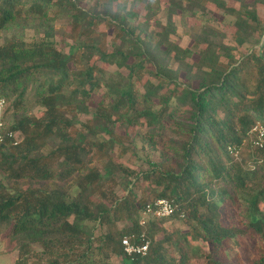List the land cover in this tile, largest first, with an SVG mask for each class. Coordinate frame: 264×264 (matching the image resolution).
Masks as SVG:
<instances>
[{
  "label": "trees",
  "instance_id": "trees-1",
  "mask_svg": "<svg viewBox=\"0 0 264 264\" xmlns=\"http://www.w3.org/2000/svg\"><path fill=\"white\" fill-rule=\"evenodd\" d=\"M116 1H100L99 10L80 0H0V97L13 112L8 129L23 135L0 147V235L22 238L16 264H114V256L120 264H264V147L250 135L264 125V22L226 0H186L234 15L240 46L260 35L258 49L237 57L209 20L192 46L171 40L178 10L193 11L185 0H170L166 22L152 23L155 1L133 26ZM65 18L72 24L63 37L75 42L67 54L55 26ZM102 24L113 28L112 48ZM100 89L107 102L77 127ZM29 95L40 115L27 108ZM169 124L178 137L147 169L115 159L117 146L136 153L135 141L126 144L132 127H146L140 138L157 149L154 136ZM232 146L242 147L239 159ZM160 198L175 212L147 224L148 254L132 260L121 240L144 231L141 213ZM174 220L188 230H169ZM199 241L211 244L209 254Z\"/></svg>",
  "mask_w": 264,
  "mask_h": 264
},
{
  "label": "rangeland",
  "instance_id": "rangeland-1",
  "mask_svg": "<svg viewBox=\"0 0 264 264\" xmlns=\"http://www.w3.org/2000/svg\"><path fill=\"white\" fill-rule=\"evenodd\" d=\"M103 1V0H100ZM99 0H80V5L85 9L90 8H97L101 9V5ZM157 1L159 4V8L155 10L154 15L152 16V23L155 20H161L166 22L167 18V10L170 5V0H117L114 3V7L117 4H122L126 6L128 10L127 16L130 21V25H136L139 21L143 20V16L148 12L151 8V5ZM228 1L229 5L235 7L236 9L248 7L251 9H255L258 13L260 19L264 22V3L260 0H226ZM183 5L186 6L187 9H191L193 11H182L178 10L177 14L174 16V21L176 23V33L171 35L170 38L173 42H176L183 48L190 47L193 45L194 41L205 32L203 27V22L205 20H209L208 23L212 24L213 28L219 29L225 33L224 41L229 44L237 57H240L242 54H246L251 52L253 49H258L261 44V37L258 33H256L248 42L244 45L240 46L237 44L234 35V15L224 13L223 10L218 8L213 3H208L207 7L200 8L197 6H192L188 4V1H184ZM196 13H193V12ZM79 18L76 16V19ZM72 21L68 18L58 20L56 23V28L59 30V35L57 37V45L60 50H62L65 54H67L68 50L70 49L71 45H74V41L68 37H63V30L67 32L71 30ZM64 28V29H63ZM100 33H104L107 38V44L109 48H112V40L114 38V31L113 28L107 27L106 25L102 24L99 28ZM31 32V31H30ZM99 40V37L97 38ZM197 56L195 57V59ZM97 57H94L92 60H96ZM192 61V59H188ZM71 66H75V62H71ZM111 71H116L117 68L115 66L110 67ZM125 75L128 74L126 69L121 70ZM184 79V75L182 74V80ZM33 97L31 95L28 96V106L27 108L32 114H41V108L38 106L33 105ZM102 100L105 99L104 90L100 89L93 94V100L88 102L90 112L89 113H80L78 115V123L77 127H81L87 120L92 118L93 113L96 109V106L101 103ZM8 120L10 123L14 122L13 112L7 114ZM147 131L146 127L135 126L129 130V141L126 144L135 141L136 153H132L133 150L128 151L127 153L122 154L121 148L119 146L116 147L114 151V157L118 162H121L123 165L136 170L140 171L141 169H147L149 167V160L151 161H159L160 160V150L168 144L171 140H176L178 135H176L174 127L171 124L165 129L164 132H160V135L154 136L153 145L157 149H152L147 143L143 142L140 138L141 134H145ZM252 131V130H251ZM119 132L125 134V130L119 127ZM251 140L255 138V134L250 132ZM18 141L20 142L23 139V135L18 133ZM253 143V142H252ZM142 144H145V147L142 148ZM240 147V153L242 147ZM233 156V155H232ZM240 156V155H239ZM94 164H98L95 162ZM118 189V188H117ZM119 195L122 196L126 192L123 189H118ZM140 193V189L138 190ZM96 199V198H95ZM97 200V199H96ZM127 225V223H121L120 227ZM169 230L172 229H180V231H187L188 226L180 220H174L172 222H168L165 225ZM100 233V228L97 229L96 234ZM174 245L175 248L172 249L171 252L176 257H179L178 250H179V243L181 240L180 232H174ZM21 237H12L7 234L0 235V248L2 250L0 255V264H16L18 263L22 255L19 249V242L21 241ZM37 247H34L36 249ZM196 248L199 250L201 249L204 251V254H209L211 251V244L199 241L196 244ZM205 260L204 256L199 259V263H202ZM114 264H120L122 262V256H114L112 258Z\"/></svg>",
  "mask_w": 264,
  "mask_h": 264
},
{
  "label": "built area",
  "instance_id": "built-area-1",
  "mask_svg": "<svg viewBox=\"0 0 264 264\" xmlns=\"http://www.w3.org/2000/svg\"><path fill=\"white\" fill-rule=\"evenodd\" d=\"M7 101L5 98L0 97V147L6 141V139H12L14 144H17L18 133L9 128L10 121L5 114V107ZM255 134V138L252 139L254 145L258 147H264V125L255 126L252 131ZM229 150L235 159H239L240 147L232 146ZM175 212V206L171 200L167 198L157 199L155 202L148 204L142 211L139 218V224L144 228L140 234H129L123 236L121 242L124 254L130 259L134 260L138 257H145L148 254L150 241L147 239L146 226L153 219H159L163 217H169ZM183 216V215H182ZM0 248V255H1Z\"/></svg>",
  "mask_w": 264,
  "mask_h": 264
}]
</instances>
